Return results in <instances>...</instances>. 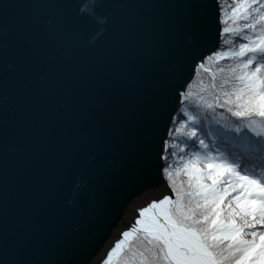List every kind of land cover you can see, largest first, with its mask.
Instances as JSON below:
<instances>
[{
	"label": "water",
	"instance_id": "95a60500",
	"mask_svg": "<svg viewBox=\"0 0 264 264\" xmlns=\"http://www.w3.org/2000/svg\"><path fill=\"white\" fill-rule=\"evenodd\" d=\"M5 4L13 7L0 14V49L6 46L8 62L24 76L9 81L7 135L0 137L12 238L4 258L98 264L145 200L172 195L158 146L145 168L126 163L121 113L146 100L153 74L171 64L174 45L187 46L192 36L205 56L219 48L216 0H0V9ZM92 4L104 22L95 39L72 23L78 9ZM193 4H206L211 16ZM182 71L192 81L196 71L188 62ZM69 97L76 109L65 103ZM4 103L0 92V127ZM174 106L170 96L165 120L177 114ZM69 112L72 121L54 118ZM73 124L105 130L110 145L64 151L61 133Z\"/></svg>",
	"mask_w": 264,
	"mask_h": 264
},
{
	"label": "snow or ice",
	"instance_id": "6c2138e0",
	"mask_svg": "<svg viewBox=\"0 0 264 264\" xmlns=\"http://www.w3.org/2000/svg\"><path fill=\"white\" fill-rule=\"evenodd\" d=\"M216 4L219 23L227 19L232 25L221 27L220 36L233 35L238 48H218L205 56L197 50L194 37H187V46L170 49L171 64L153 74L146 100L121 113L117 127L123 130L120 149L126 163L145 168L158 146L161 172L170 181L173 175L187 180L179 185L172 181V195L138 210L140 218L121 233L104 264H264V0H234L230 13L223 0ZM11 7L3 5L0 14L6 16ZM58 7L70 9L71 5ZM96 7L78 9L79 18L72 19L74 25L91 29L93 39L101 34L104 23ZM190 7L203 8L205 18L211 16L206 4ZM201 24L200 17L194 18L195 27ZM213 58L231 63L217 69L219 84L213 73L212 83L193 93L183 64L188 62L193 72H211L205 61ZM23 76V69L8 62L6 46L0 49V92L5 102L0 137L7 135L9 81ZM170 96L181 111L169 112L165 120ZM65 103L77 108L74 98ZM217 109L222 110L219 116ZM54 118L72 121L74 113H57ZM61 135L64 151L111 143L105 130L90 131L82 125L73 124ZM173 161L174 171H170ZM7 209L6 156L0 154V264H56L4 258L12 243Z\"/></svg>",
	"mask_w": 264,
	"mask_h": 264
},
{
	"label": "trees",
	"instance_id": "16d2710c",
	"mask_svg": "<svg viewBox=\"0 0 264 264\" xmlns=\"http://www.w3.org/2000/svg\"><path fill=\"white\" fill-rule=\"evenodd\" d=\"M234 0H223V7L225 9L226 12L230 13L231 7H234ZM231 22L227 19H225V23L223 25H221V27H231ZM233 47H237L238 48V41L236 39H234L233 35L230 34H226L223 37H220V45L219 48H224V49H228V48H233ZM231 63V61H217L215 58L211 59V60H207L205 61V67L206 68H210L211 72H205L203 69L196 71L194 78L191 81V85L192 88L191 90L193 91V93H199L200 88L204 85H208L210 83H212V74L215 73L216 74V83L219 84L220 83V73L217 72V69L219 67H228V65ZM181 111L180 108H178V113ZM217 116H219L220 111H222L221 109H217ZM230 115V114H229ZM211 119V117H209ZM172 158L170 157V160ZM174 167H175V162L173 161V169H170V171H174ZM163 177L169 187V189L172 192V188L169 186L170 183L172 181H174L177 185H179L180 182H186L187 178L183 175H180L179 177L173 175L172 177V181H170L167 178V174L162 173ZM174 198V196H173Z\"/></svg>",
	"mask_w": 264,
	"mask_h": 264
},
{
	"label": "bare ground",
	"instance_id": "6f19581e",
	"mask_svg": "<svg viewBox=\"0 0 264 264\" xmlns=\"http://www.w3.org/2000/svg\"><path fill=\"white\" fill-rule=\"evenodd\" d=\"M177 114H178V109H177ZM162 175H163V174H162ZM165 195H169V194H168V193H158V194H155V195L150 196L147 200H145V201L140 205V207L135 211V213H133V214L130 216L129 221L126 222V223H124V226H123L122 229L119 231V236H118V238L121 237V233H122L123 231L128 230L129 228H131V227L135 224V220H136L137 218H140V217H139V212H138L139 209H142V208L148 206L147 204H150V203H151L152 201H154V200L162 199L163 196H165ZM148 202H149V203H148ZM104 257H105V256H104ZM103 259H104V258H103ZM103 259H102V260H103ZM102 260H100V261L98 262V264H100Z\"/></svg>",
	"mask_w": 264,
	"mask_h": 264
},
{
	"label": "rangeland",
	"instance_id": "374dc122",
	"mask_svg": "<svg viewBox=\"0 0 264 264\" xmlns=\"http://www.w3.org/2000/svg\"><path fill=\"white\" fill-rule=\"evenodd\" d=\"M167 186H168V185H167ZM121 238H122V237L117 238L116 241L120 240ZM113 246H114V245H113ZM113 246H112V247H113ZM107 253H108V252H107ZM106 258H107V254L105 255L103 261H102L100 264H104V261H105Z\"/></svg>",
	"mask_w": 264,
	"mask_h": 264
}]
</instances>
